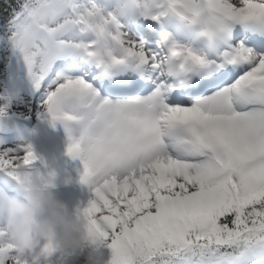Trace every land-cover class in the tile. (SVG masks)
Returning a JSON list of instances; mask_svg holds the SVG:
<instances>
[{"label": "snow or ice", "instance_id": "obj_1", "mask_svg": "<svg viewBox=\"0 0 264 264\" xmlns=\"http://www.w3.org/2000/svg\"><path fill=\"white\" fill-rule=\"evenodd\" d=\"M33 104L82 164L101 264H264V0H0V117ZM36 159L0 150V264H74L24 247Z\"/></svg>", "mask_w": 264, "mask_h": 264}, {"label": "clouds", "instance_id": "obj_2", "mask_svg": "<svg viewBox=\"0 0 264 264\" xmlns=\"http://www.w3.org/2000/svg\"><path fill=\"white\" fill-rule=\"evenodd\" d=\"M17 183L24 198L28 216L24 247L31 251L39 241H51L61 253L84 254L82 264H101L103 242H93L88 235L87 221L82 213L70 211L56 198L51 184L42 180L36 168L19 167ZM38 254H43V249Z\"/></svg>", "mask_w": 264, "mask_h": 264}, {"label": "rangeland", "instance_id": "obj_3", "mask_svg": "<svg viewBox=\"0 0 264 264\" xmlns=\"http://www.w3.org/2000/svg\"><path fill=\"white\" fill-rule=\"evenodd\" d=\"M32 108L33 111H28L24 108L14 107L9 110L6 117H3L5 130L0 129V150H15L22 146H30L37 158L34 161V167L40 172L41 176L45 179H50L51 190L62 189L64 183L75 181L71 178L73 175L70 173L79 163L81 165V162L79 159L72 157L74 163L64 173L61 166L53 165L52 161L58 158L71 157L67 154V145L64 147L66 149L59 146L61 141L68 138V135H65L67 133H65L63 127L61 132L54 128L48 129L44 127L42 120L47 119L38 117L35 114V104H33ZM65 144L63 143V145ZM80 170L82 171V168ZM0 191L7 192L9 195H17L19 192L15 181L4 172H0ZM54 196L63 201L70 211L77 209V202L71 203L69 200L60 198L59 193H54ZM107 255L109 256V251L102 249V259L104 261H106ZM56 257L57 254L49 257L51 264H56ZM83 260L84 254L81 253L75 258L74 264H82Z\"/></svg>", "mask_w": 264, "mask_h": 264}, {"label": "bare ground", "instance_id": "obj_4", "mask_svg": "<svg viewBox=\"0 0 264 264\" xmlns=\"http://www.w3.org/2000/svg\"><path fill=\"white\" fill-rule=\"evenodd\" d=\"M42 124L44 127L48 128V129L54 128V129L59 130L60 132L63 131V130H61V128L63 126L58 122L55 124H50L48 122V120H42ZM64 131H65V129H64ZM65 135H67V134H65ZM63 143H66V144L63 145ZM62 145H63V147H62ZM66 145H68V138L64 141H61L59 146H60V148H64V147H66ZM64 149H66V148H64ZM52 162H53L54 166H59V167L61 166L63 173L65 171H68L70 166L74 163L72 157L64 158V159L58 158L57 160H54ZM80 168H82V164L80 165V163L73 168V170L70 173L73 176L71 175L72 177L71 176L70 177L73 178V180H75V181L64 183V186H63V188L59 194L61 196L60 198H64L65 200H69V202H71V203L77 202V204H78L77 208L85 207L87 205V202L89 201V199L92 196V193H91L89 187L80 182V174L82 172L80 170Z\"/></svg>", "mask_w": 264, "mask_h": 264}, {"label": "trees", "instance_id": "obj_5", "mask_svg": "<svg viewBox=\"0 0 264 264\" xmlns=\"http://www.w3.org/2000/svg\"><path fill=\"white\" fill-rule=\"evenodd\" d=\"M0 120H1V118H0ZM0 127H1V126H0ZM108 257H109V256L107 255V256H106V259H108Z\"/></svg>", "mask_w": 264, "mask_h": 264}]
</instances>
